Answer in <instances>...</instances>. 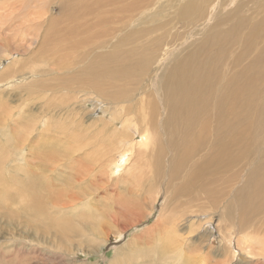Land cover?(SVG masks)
Here are the masks:
<instances>
[{
  "label": "bare ground",
  "instance_id": "1",
  "mask_svg": "<svg viewBox=\"0 0 264 264\" xmlns=\"http://www.w3.org/2000/svg\"><path fill=\"white\" fill-rule=\"evenodd\" d=\"M70 1L72 0H64L60 5L64 13ZM137 1L140 4L139 9L134 6L132 0L128 2L119 0L121 4L115 9L117 16L114 18L102 17V11L94 17H89L93 7L84 11V17L78 16V20L82 18L83 22H78L77 17L70 14L74 26L71 25V30L70 28L68 30L73 34V38L80 40L79 43L76 42L77 45L88 44L92 46L90 50L95 49L96 52L112 39L108 38L103 43L102 36L114 38L119 32L133 25L136 20H138L136 23L142 25L140 19L143 16L140 15L145 11L147 13L154 1L158 0ZM128 8L131 9L130 14L124 13ZM159 13L146 14L147 18L144 17L142 22L158 20ZM176 14L181 26L187 27L186 34L191 33L186 38L189 40L186 45L185 41L180 40L181 43L171 48H175V51L167 52L168 49H163L165 44L162 40L164 33H168L164 29L165 25L156 24L152 28L147 26L143 32L144 36L160 30L156 38L148 41V46L153 48L159 45V49L164 50L161 57L153 59V56L148 61L145 56L139 57L138 53L136 58L138 45L121 51L123 45L133 42L132 35L136 34V32L129 34L126 32L119 40L117 39L118 42L113 45L111 51L101 53L97 61L86 60L85 69L75 72L76 76L63 77L64 85L61 90L68 92L70 82L74 84L75 81L82 80L86 84L82 85L83 88L79 85L78 92L84 91L87 86L93 87L95 91L102 93L103 98L113 103L111 113L105 112L109 117L108 121H102L104 126L96 132L88 133L100 137L102 144L105 143L103 149L99 144L101 146L99 154L104 153L105 160H108L106 169L113 176H117L122 168L129 166L131 155L137 151L144 156L150 172L154 167L160 166L158 171L160 178L156 182L155 196L149 211L136 218L137 222H141L152 214L157 195L161 192L163 199L159 216L154 226L146 229H149L147 232L151 234V238L155 235L156 240L160 241L161 233L158 226L167 223L166 220L171 215H175L176 211L178 212L182 204L180 196H186L189 197L188 205L194 202L189 206L192 212L205 211L206 206L222 207L223 219L232 216L233 224L228 227V232H223L220 225H217L218 233H221L219 243L223 241V249H230L233 258L237 248L236 246L234 249L235 230L241 232L247 229L248 233L242 237L245 249L242 247L241 253L245 250L247 251L244 253L245 256H251V259L261 263L260 259H264V0H187ZM12 20L7 22V26H0V36H6L5 30H10ZM209 20H213L212 25L208 24ZM48 21L49 25L53 26L56 18H50ZM19 24H21L20 28L30 29L35 23L32 24L30 21L26 25L22 22ZM53 28L55 31V26ZM170 28L178 29L174 25ZM144 47L142 48L145 49ZM181 50L184 52L182 53ZM84 57L85 55H81L79 58ZM6 60L11 62L6 67L0 65V82L5 78L8 80L17 76V70L11 69L15 59L12 56L0 58V62ZM161 60L163 63H160ZM155 61L158 62L154 63ZM59 68L67 75L71 72L67 70L68 68L64 69V66ZM30 72L33 74V71ZM137 74L139 77L141 74L147 75V79L140 77L138 81ZM102 78L103 82H99ZM17 79L21 82L24 78ZM127 80L129 82H126ZM132 84H137L139 89L133 98L131 92L132 90L134 92L135 88H129ZM111 86L118 88L110 90ZM25 87L31 88H27L28 94L34 93L36 98L43 99L47 97V93L40 90H49L48 87L33 89L31 84H26ZM51 96L47 97L50 98L48 100L50 105L51 100H54ZM123 104H130L129 108H125ZM51 110L48 108L46 113L50 121ZM29 113L20 116L17 120L16 124L21 123L23 126L22 132L16 134L19 136L18 140L13 142L7 140L11 138L6 134H0V140L6 142L0 151V202L7 199L12 204L11 212L9 208L4 210L7 216L21 219L26 226L41 233L40 227L45 228L46 220L55 217V214H52V211L48 213V210L57 209L62 212L55 221V224H60L62 220H68L69 216L63 209L81 211L86 209H82V204H85L87 195L84 192L68 195L71 188H63L68 183L63 182L62 179L69 181L71 185H77L78 175L84 178L82 172L88 170H83L84 158L76 153L80 148L69 151L61 144L55 143L44 155L43 150L38 149L35 141L32 140L34 138L31 139V136H34L32 133H37V128L30 126L38 123L39 120V124H47L45 131L49 130V126L55 127L43 117L29 122L33 115ZM63 126L60 125L57 129L65 130ZM84 129L82 128L81 131ZM163 133L166 139L164 142L161 141ZM16 143L19 145L15 146ZM151 146L155 147V150L150 149ZM91 156H95V153L92 152ZM165 156L167 157L164 158ZM163 159L168 165V172H166V182L162 186L160 179L165 175ZM57 160L61 161L59 168L54 163ZM62 165L68 168L66 175L61 174ZM71 170L73 172L70 173ZM99 172L102 175V166L99 167ZM220 173L223 182L216 183L214 177ZM172 180L177 182L173 183ZM86 181L87 179L84 178L82 183H93V180ZM142 192L147 191L144 189L140 194ZM225 196H229L230 199L225 200ZM123 199V196L122 201L116 198L114 206L118 205L121 210H127L131 207V203L124 202ZM25 202L31 203V210L26 209ZM138 205H141L140 202L135 201L136 208L139 207ZM166 208L168 216L164 218L162 216ZM41 210L45 213V220L38 214ZM202 215L205 216L204 213ZM115 216L114 213L109 215V217ZM83 218L86 217L83 216L82 220ZM95 218L97 220L94 223L98 225L103 214L97 213ZM96 231L98 228L94 226L92 232L96 234ZM211 238L212 236H209L208 240ZM255 243L258 247L254 246ZM237 244L241 245L238 238ZM187 247L185 248L194 252V247L190 245ZM195 247L200 251L198 258L194 255L181 256L183 252L181 249L177 257L174 255L177 260L172 256L174 261L172 259V262L168 261L172 264H201L204 260V264H209V261H206L207 254L214 250L201 253L203 246L197 244ZM254 247L255 251L251 249ZM246 248L250 249L246 250ZM164 257L162 259H165Z\"/></svg>",
  "mask_w": 264,
  "mask_h": 264
},
{
  "label": "rangeland",
  "instance_id": "2",
  "mask_svg": "<svg viewBox=\"0 0 264 264\" xmlns=\"http://www.w3.org/2000/svg\"><path fill=\"white\" fill-rule=\"evenodd\" d=\"M63 1L64 0H0V26H7V22L13 19L10 22V30H5L6 36H0V58L12 56L15 59V63L13 67L11 65L12 68H10L17 70V76L15 78L8 80L5 78L0 82V134H6L7 137L11 138L7 140L15 142L19 137L16 134L21 133L23 129L21 123L16 124L20 116H24L31 112L29 114L33 115L32 118H30L32 120H29V122H32L36 118L39 119L43 117L55 128L49 126V130L45 131L47 124H39V120H37L38 123H34L30 126V128H37V133L33 132L32 134H34V136H31V139L34 138L32 140L35 141L37 148L42 149L44 155L45 152L50 151L55 143L61 144L63 148L69 151L80 148L76 153L84 158L83 170H88L82 173L84 178L87 179L86 182L93 180V183H82L84 178L80 174L77 178V185H71L69 181L61 177L63 182L68 183V185L66 187L63 186V188H71L68 195L78 194L79 192H84L87 195L85 204H82V209H86H83V211L63 209L69 216L68 220H62L60 224H55V221L58 219V214L62 212L57 209L48 210V213L52 211L55 217L51 218L49 220L50 222L46 220V223H44L45 228L40 227L41 233H38L36 229L26 226L21 219H17L16 217H14V219L7 216L4 210H8L9 208L11 212L13 210L11 208L12 204L7 199L1 200L0 264H168L169 261L172 262L175 256H178L181 249H183L181 256L187 257L188 255H194L198 258L200 251L195 247L197 244L203 246L201 253L214 250V252H208L207 254L206 261H209V264H216L215 262L218 264H222L221 262L224 264H264V259H260L261 263H258L255 259H251V256H245L244 253L247 251L244 250V252L242 251L243 253H241L242 247L245 246L243 245L242 237L248 233L247 229L241 232L235 230L236 238L234 239V249L236 246L237 248L236 255L233 258L230 249H223V241L219 243L221 233H218L219 228L217 225H220V229L223 232H228V227L233 224L232 216L229 219H223L221 215L223 211L222 207L206 206L205 211L192 212L189 206L194 202H190L188 205L189 197L186 196H180L182 204L178 212L176 211L175 215H171L170 218H168L169 221L168 219L166 220L167 223L164 222L158 226L161 233L160 241L156 240L157 238L155 235L151 238V234L147 232L149 229H146L148 227H153L156 218L159 216V209L162 207L163 199L161 192L157 195L158 198L155 200L154 210L151 212L152 214L144 218L141 222H137L136 218L145 215L149 211V206H151L152 199L155 196L156 182L160 178L158 173L160 166L155 168L153 164L154 170L150 172L144 156L137 151L131 155L129 166H126L124 169L122 168L120 174L117 176H113L106 169L108 160H105L104 153L102 152V155L99 154L101 148L99 144L102 145L103 149L105 143L102 144L100 137L98 138L94 134H88L90 132H96L104 126L102 121H108L107 118L109 117L105 115V112L111 113L110 109L113 103L103 98L104 96H102V93L95 91L93 87L89 88L87 86L83 89L84 91L81 90L78 92L79 85L82 86L86 84V82L82 80H78L79 82L75 81L74 84L68 81L70 82L68 84V89L72 93L68 94V92H70L69 90L68 92L66 90H61V87L64 85V78L76 76L75 72L85 69L87 65L86 60L92 59L97 61L101 53L111 51L112 48H114L113 45H115L126 32L128 34L136 32V34L132 35L133 42L127 43L128 45H123L121 51L133 48L132 46L135 48L138 45L136 58L138 53L139 57L145 56L148 61H150L153 56V59L161 57L164 50H160L159 45H155L153 48L152 46H148V41L152 40L154 37L156 38V36L160 34V30L149 33V36H144L143 32L147 26L152 28L156 24L165 25L164 29H166L168 33H164L162 40L164 41L163 44H165L163 45V49L166 48L169 50H166L167 52L175 51V48H171L181 43V41H185L186 43L184 42V44L186 45L189 42L186 38L191 35V33L186 34L187 27L181 26V23L177 21L178 14L176 13H179L180 8L187 0H180V3L179 0L154 1L151 9H149L147 13L145 11L140 15L143 16L140 19L141 23H143L142 25L136 23L138 22V20H136L133 22V25L126 28L127 30L124 29V31L119 32L114 38L102 36L103 43H105L108 38L112 39L106 43L107 45H104L102 49L99 48L96 52L95 49L94 51H92L93 49L90 50L92 46L88 44H76V42L79 43L80 40L73 38V34L68 30V28L71 30V25L74 26L71 22L72 17L70 14H72L73 17H77L78 22H83L82 18L78 20V16L84 17V11L93 7L94 9H92V14H90L89 17H94L98 12L102 11V17L114 18L117 16L115 14V9L119 7L121 3H119V0H72L68 2L69 7L64 13L60 7ZM126 1L128 2V0ZM132 2L134 6L139 9L140 4L138 1L132 0ZM200 4H202L201 1ZM201 6L204 8L203 5ZM130 12L131 9L128 8L124 13L130 14ZM155 12H161V14L159 13L158 15V20L142 22L144 17L147 18L146 14ZM50 18H56L55 25H49L48 20ZM30 21L32 24L35 23L32 28H20V22L26 25V23ZM212 23L213 20L208 21L209 25H212ZM171 25H174L175 28L178 29L170 28ZM29 26L27 25V27ZM54 26L56 28L55 31H53ZM133 28H135L134 30L137 29V31L132 30ZM46 34H48V36H43ZM66 36L69 37L67 38ZM146 46L149 47V49ZM3 48L5 51H3ZM181 51L182 53L184 52V50ZM81 55H85V57L79 58ZM166 58L168 59L169 57ZM8 61L9 60L0 62V65L6 67L8 63L11 62ZM157 62L158 61H155L154 63ZM160 63H163V61L161 60ZM63 66L64 69L68 68L67 70L71 71H67L69 76L64 70L59 68ZM30 71H33V74ZM136 76L138 81H140V77L145 80L147 79V75L141 74L139 77L137 74ZM20 77V80H22V78L25 79V77L26 80L23 79L20 82L19 79H17ZM99 82H103V78L99 79ZM126 82H129V80ZM26 84H31L33 89L37 90L48 87V91H40L43 93L45 92V94L47 93V97L51 95V98L54 97V100H51V105L48 103L50 98H36L34 93L28 94L26 92L28 88L25 87ZM19 85H22V87ZM137 86V84H132L129 87L135 88V91L133 92L132 90L131 92V94L133 93L132 98L139 92ZM111 87L110 90L118 88L116 86ZM81 88H83V86ZM29 98H31V100ZM61 100H63V102H61ZM123 105L125 108H129L130 104ZM63 107L64 109H62ZM48 108L52 109L50 114L51 121L48 120V115L46 116ZM67 111H70L71 114ZM11 114L15 115L12 116ZM13 121H15V123H13ZM77 122H79V124ZM60 125H64L63 128L65 130L57 129ZM82 128H85L84 131H81ZM162 138L163 140L161 141L164 142L166 140L164 133ZM5 143V140H0V151ZM18 145L19 143L15 144V146ZM152 148L155 150V147L151 146L150 149ZM92 152L95 153V156H91ZM166 157L167 156L164 158ZM54 163L55 166L57 165L59 168L61 161L57 160V162ZM163 163L165 175L160 179L162 186L166 182V172H168V165L164 159ZM101 166L102 175L99 172V167ZM60 171L62 175H66L68 168L62 165ZM69 172L71 173L73 171L71 170ZM221 174L222 173L214 177L216 183L223 182V176H221ZM97 178L98 180H95ZM152 180L153 183H151ZM172 182H177V180H172ZM97 186H99V189H97ZM170 188H172V185ZM144 189L147 192H142V194H140ZM137 194L140 196H136ZM122 196L124 202L131 203V207L127 210H121V207L118 205L116 207L114 206V200L119 198L122 201ZM1 199H3V197ZM224 199L229 200L230 197L225 196ZM135 201H139L141 204L138 205V208L135 207ZM25 205L26 209H32L31 203L25 202ZM115 211L118 213H115ZM167 211L168 209L166 208L162 217L165 218L168 216ZM97 213L103 214V218L100 224L95 225L94 221L97 220L95 218ZM112 213L116 214V216L109 217ZM172 213L174 214V212ZM172 213L170 212V214ZM202 213H204L205 216H203ZM38 214L45 220V213L43 210L38 212ZM81 214L86 218L82 220L83 216ZM193 214H198L197 216H199V218L193 216ZM207 220L209 221L207 222ZM94 226L98 228V231L95 232L96 234L92 232ZM230 231L232 230L230 229ZM88 234L91 235L88 236ZM209 236H212L210 240H208ZM237 238L240 239L241 245L237 244ZM188 245L195 248L194 252L187 249ZM254 246L258 247L256 243ZM248 249L250 248H246V250ZM251 249L253 251L256 250L255 247ZM189 251H191V253ZM169 256L171 257L169 258ZM172 256L174 257L172 258ZM162 257L165 259H162ZM176 257L175 259L177 260ZM204 262V260L201 261V264H204Z\"/></svg>",
  "mask_w": 264,
  "mask_h": 264
}]
</instances>
